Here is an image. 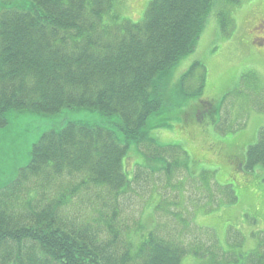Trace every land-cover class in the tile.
Here are the masks:
<instances>
[{"label": "trees", "instance_id": "16d2710c", "mask_svg": "<svg viewBox=\"0 0 264 264\" xmlns=\"http://www.w3.org/2000/svg\"><path fill=\"white\" fill-rule=\"evenodd\" d=\"M238 2L152 0L133 21L119 15L117 0H0V127L12 113L87 108L119 116L116 129L69 122L45 131L28 164L0 185V264H180L187 254L202 255L160 226L124 219L133 200L122 198L143 175L189 173L149 135L148 121L165 110L164 84L194 52L214 7ZM219 15L226 26V13ZM203 88L204 79L197 92ZM132 144L151 165L134 166L131 178L124 160ZM245 154V173L264 169V129ZM179 200L160 196L153 206L150 199L149 210H184L188 199ZM232 253L235 261L222 264H241ZM260 258L252 264H263Z\"/></svg>", "mask_w": 264, "mask_h": 264}, {"label": "rangeland", "instance_id": "374dc122", "mask_svg": "<svg viewBox=\"0 0 264 264\" xmlns=\"http://www.w3.org/2000/svg\"><path fill=\"white\" fill-rule=\"evenodd\" d=\"M150 1L117 0L116 9L122 18L139 21ZM220 12L230 20L226 26H222ZM262 22L264 0H239L214 7L194 52L179 62L164 84L165 110L148 121L149 135L157 145L166 147L162 149L179 157L190 170H176L168 178L164 173L146 172L151 179L144 180L143 175L132 185L122 199H132L133 204L123 206L122 211L126 220L138 216L160 226L163 235L170 232L187 245L199 247L201 256L187 254L180 264L235 261L232 252L241 256V264H252L251 260L257 262L260 257L264 260V170L258 167L253 173H245L244 166L239 169L237 165L247 148L257 143L264 127ZM196 62L200 66L181 84ZM203 79L204 88L197 92ZM7 119L8 124L0 127V185L13 180L28 164L33 144L45 131L69 122L116 129L119 116L79 108L51 115L12 113ZM124 161L131 178L134 166L151 165L133 144ZM192 176L197 179L191 180ZM182 194L188 199L184 210H149L150 199L155 202L153 206L160 196L174 203L179 197L180 203ZM231 197L236 199L230 201ZM152 229L147 227V231Z\"/></svg>", "mask_w": 264, "mask_h": 264}, {"label": "bare ground", "instance_id": "6f19581e", "mask_svg": "<svg viewBox=\"0 0 264 264\" xmlns=\"http://www.w3.org/2000/svg\"><path fill=\"white\" fill-rule=\"evenodd\" d=\"M166 176V175H165ZM166 178H168L167 176H166Z\"/></svg>", "mask_w": 264, "mask_h": 264}, {"label": "flooded vegetation", "instance_id": "af4514ba", "mask_svg": "<svg viewBox=\"0 0 264 264\" xmlns=\"http://www.w3.org/2000/svg\"><path fill=\"white\" fill-rule=\"evenodd\" d=\"M264 23V22H263Z\"/></svg>", "mask_w": 264, "mask_h": 264}]
</instances>
